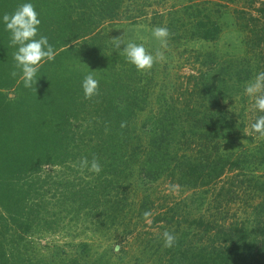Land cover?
<instances>
[{
	"label": "trees",
	"instance_id": "1",
	"mask_svg": "<svg viewBox=\"0 0 264 264\" xmlns=\"http://www.w3.org/2000/svg\"><path fill=\"white\" fill-rule=\"evenodd\" d=\"M30 1L36 7L37 0ZM124 1L129 13L148 2L86 0L78 26L69 18L48 39L54 49L57 38L71 44L77 59L89 53L85 75H94L101 92L89 100L83 73L55 78L48 62L37 74L36 88L11 76L17 48L10 44L3 15L13 13L20 0H0V264H20L18 253L30 236L57 232L72 215L96 219L112 240L118 228H134L138 250L150 264H264V139L250 127L264 113L244 91L264 71V0H198L161 17L174 46L217 41L230 11L242 36V55L205 52L196 74L174 89L179 99L154 83L157 63L144 74L120 49L103 47L102 26ZM93 156L102 171L81 174L79 161ZM46 166L64 172L49 173ZM168 178L191 192L192 207L187 197L158 205L150 194L130 201L134 180L159 185ZM112 184V190L122 191L105 202L106 217L105 211H91L111 195ZM56 186L64 190L61 204H53ZM164 231L177 236L172 248L164 247ZM90 248L82 245L78 263L55 264H101L89 260Z\"/></svg>",
	"mask_w": 264,
	"mask_h": 264
},
{
	"label": "rangeland",
	"instance_id": "2",
	"mask_svg": "<svg viewBox=\"0 0 264 264\" xmlns=\"http://www.w3.org/2000/svg\"><path fill=\"white\" fill-rule=\"evenodd\" d=\"M90 1L92 3V0ZM140 2L142 3L139 0V4ZM190 2H198V0H148L146 7L141 9L137 8L135 13L130 12L131 14H135L134 18H130L132 17L129 13L131 7L124 1L118 15L102 26L103 47L108 46L110 50L116 49L111 38L122 36L125 33L127 39H134L136 43H143L145 48L152 53L157 48H160L165 58L157 63L160 74L158 76L156 75L154 83H157L159 86H164L168 95H173L174 99H179V89L177 91L174 89L178 86V83L180 85V82L185 81L189 75L196 74L195 72L204 62L203 55L205 52L217 51L219 54L225 56L243 54L242 36L238 30L236 20L231 13L232 11L226 13L223 17V21L221 22L223 32L217 41L209 42L200 39L189 42L181 41L175 44V46L168 43L166 48H161L159 41L152 35V29L157 26L165 27L167 19L161 17L167 16L169 13L172 14V11L181 10L184 6L189 5ZM25 3L32 4L30 0H20V5ZM86 6V0L81 2L79 0H37L35 10L41 20L39 34L46 36L48 39L52 38L53 32H59V29L65 28L68 25L70 22L69 18L71 21L76 20V25L78 26L81 18H83V11H86ZM232 7L233 5L230 8L231 10L233 9ZM158 14L162 15L160 16ZM65 35L70 36V31L67 30ZM54 42L57 55L54 61H49L48 63H50V72H56L55 78L59 77L65 80L70 78V75L74 72L75 74L83 73L85 75L89 71V69L85 70L83 68L91 63V57L88 55V52L84 54L80 53L81 58L77 59L74 57L75 52L71 50V44L66 45V41L60 38H57ZM120 50L122 51V49ZM165 66H169V69L166 70L164 68ZM0 80L2 81L3 79ZM4 93L6 94L5 97L13 99L14 95L10 90H4ZM176 104H179L178 101ZM45 170L49 173L56 172V175L64 172L63 167L58 166L55 167V170L50 166H46ZM171 180L168 178L159 185L137 183L134 180L131 189L128 188L127 191L130 201L135 203L139 202L145 194H150L156 205L160 204V202L166 204L179 202L185 197H187L185 200L190 206L194 204L192 202L194 200L193 198L191 200L188 199L191 192H187L185 189L173 184ZM112 187L113 184L109 191L112 192L111 195L103 198L102 203L94 206L91 211L94 210L99 213L105 211L106 217L108 211L104 209L105 202L120 194L122 191L116 188L112 190ZM54 188L53 204H61V194L64 190L59 186ZM64 188H68L72 192L75 191L74 188L67 186ZM68 211L71 212L70 209ZM85 212H88V210L85 209L83 213ZM68 218L62 221L61 229L57 230V232H46L43 236H30L24 246V250L20 248L21 251L17 256L19 263L35 264L39 262L41 264H55L62 260H75L78 263L77 259L81 255L82 245L85 244L91 246L89 251L92 256L89 260H92V262L99 259L101 264H150L146 257L138 250V244L136 243V238H134L136 235L133 233L134 231L132 232L134 228H118L119 232L112 240L109 239V236H106V233L99 230L101 227L96 226V219L85 215H72ZM5 240L6 238L3 239L4 243ZM117 244L120 245L119 251L116 250ZM140 259H144V261ZM23 261H29V263Z\"/></svg>",
	"mask_w": 264,
	"mask_h": 264
},
{
	"label": "clouds",
	"instance_id": "3",
	"mask_svg": "<svg viewBox=\"0 0 264 264\" xmlns=\"http://www.w3.org/2000/svg\"><path fill=\"white\" fill-rule=\"evenodd\" d=\"M3 22L6 30L10 33V44L17 48L14 53V70L11 72L13 78L19 76L25 88H36L37 74L43 65L49 61H54L57 52L53 45L49 43L46 36L39 34L41 20L31 3H25L17 7L13 13H5ZM153 37L159 41L161 48H166L170 32L167 27L157 26L152 29ZM142 39V38H140ZM116 49H122V54L127 61L133 64L136 69L144 74L151 72L154 65L164 60V53L157 48L154 53L147 50L143 43H136L134 39H127L126 33L119 37L111 38ZM123 46V47H122ZM82 88L85 99H92L100 94L99 81L92 73L85 75L82 81ZM245 94L254 102L253 108L264 113V71L257 73L254 78L245 86ZM126 124L122 123L121 127ZM251 130L264 139V115L256 118L251 124ZM43 166V165H42ZM77 167V165H73ZM56 166H52L55 170ZM78 170L83 174L86 171L99 174L102 166L97 157L89 161L87 157L81 158L78 163ZM151 216L150 211L144 213L145 220ZM164 247L172 248L177 243V236L169 231L162 234ZM120 245H116L119 251Z\"/></svg>",
	"mask_w": 264,
	"mask_h": 264
}]
</instances>
